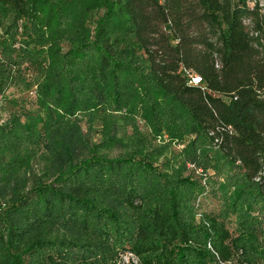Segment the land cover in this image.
<instances>
[{
	"label": "trees",
	"instance_id": "16d2710c",
	"mask_svg": "<svg viewBox=\"0 0 264 264\" xmlns=\"http://www.w3.org/2000/svg\"><path fill=\"white\" fill-rule=\"evenodd\" d=\"M263 7L0 0V91L36 84L35 109L0 125V264H115L123 247L138 264H264ZM187 161L221 177L217 214L198 222Z\"/></svg>",
	"mask_w": 264,
	"mask_h": 264
},
{
	"label": "rangeland",
	"instance_id": "374dc122",
	"mask_svg": "<svg viewBox=\"0 0 264 264\" xmlns=\"http://www.w3.org/2000/svg\"><path fill=\"white\" fill-rule=\"evenodd\" d=\"M66 48L67 45L62 44V50L64 51ZM24 77L30 83L33 82L32 81L33 74L30 70L28 69L25 70ZM35 87H36L35 83H32L29 87H24L19 80H16L15 83H11L7 85L0 91V125H3L8 120V117L11 116L13 110H16L15 112L17 113H22L23 111H33L35 109V104L33 102L35 99ZM16 97L19 99V106L13 109L9 100L10 98H16ZM118 113L119 112L116 111L113 112L112 115H118ZM20 118H22V116H20ZM136 121L138 127L142 131H146L145 125L143 124V120L137 116ZM86 126L87 125H85V122H80V128L82 133L85 131ZM117 126H118L117 127L118 134H127L129 132L128 128H123L120 124H117ZM99 129H100L99 124H95L94 126H92L91 131L87 133V135L89 136L87 138L93 142H97L98 140H100ZM114 131L116 132V123L114 125ZM191 137L192 135L188 134L185 135L181 141L171 142L172 151H177L181 149ZM166 140H167V134L162 132L160 136H157L155 138V142H157L156 144L166 142ZM118 151L119 148L114 147L108 150L107 153L109 156H113L117 154ZM30 164H31V171L36 176H38L41 173V171L44 169V160L40 156L34 157L30 162ZM184 173L190 176L191 178L198 180L200 185L202 186L201 192L198 195L196 194L192 201L193 210H194V217H193L194 222L203 220L202 219L203 214H209V213L213 215L217 214L219 210V199L214 197L213 193L210 191V189L214 188L215 185V183H212L210 179L216 182H220L221 177H217V176L214 177L213 172L210 169H204L202 166L196 165L194 162L191 161L185 162ZM30 185H31V179H29L26 188H29ZM210 185L212 186L211 188ZM5 206H6V199L0 196V217L2 215ZM253 214H257V211H254ZM226 227L228 231L232 232V229L234 227L233 216L228 217L226 221ZM207 247H209V244H207ZM113 261L115 264H137L138 257L132 251H130L126 247H123L115 251Z\"/></svg>",
	"mask_w": 264,
	"mask_h": 264
},
{
	"label": "built area",
	"instance_id": "2783aa9c",
	"mask_svg": "<svg viewBox=\"0 0 264 264\" xmlns=\"http://www.w3.org/2000/svg\"><path fill=\"white\" fill-rule=\"evenodd\" d=\"M189 82L192 84H197L200 81V78L197 75L191 74L189 75ZM138 264V262H137Z\"/></svg>",
	"mask_w": 264,
	"mask_h": 264
}]
</instances>
